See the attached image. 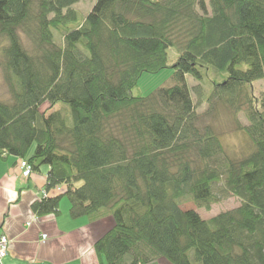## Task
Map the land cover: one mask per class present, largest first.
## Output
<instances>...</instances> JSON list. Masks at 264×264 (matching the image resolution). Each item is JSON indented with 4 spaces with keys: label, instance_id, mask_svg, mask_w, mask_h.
<instances>
[{
    "label": "trees",
    "instance_id": "trees-1",
    "mask_svg": "<svg viewBox=\"0 0 264 264\" xmlns=\"http://www.w3.org/2000/svg\"><path fill=\"white\" fill-rule=\"evenodd\" d=\"M76 1L0 0V159L48 167L32 211L66 197L72 219L109 214L105 264H264V0H95L84 17ZM165 67L177 83L135 92ZM219 105L243 112L249 150L230 155L201 121ZM222 192L240 204L181 207Z\"/></svg>",
    "mask_w": 264,
    "mask_h": 264
},
{
    "label": "crops",
    "instance_id": "crops-1",
    "mask_svg": "<svg viewBox=\"0 0 264 264\" xmlns=\"http://www.w3.org/2000/svg\"><path fill=\"white\" fill-rule=\"evenodd\" d=\"M19 160L13 155L0 159V236L8 240L0 264H105L93 245L113 218L107 214L101 221L86 215L72 219L69 204L59 206L60 214H36L31 203L40 198L48 167L40 166L24 178ZM58 193V188H52L47 195ZM150 264L168 262L162 258Z\"/></svg>",
    "mask_w": 264,
    "mask_h": 264
},
{
    "label": "rangeland",
    "instance_id": "rangeland-1",
    "mask_svg": "<svg viewBox=\"0 0 264 264\" xmlns=\"http://www.w3.org/2000/svg\"><path fill=\"white\" fill-rule=\"evenodd\" d=\"M95 0H77L73 5L77 9L78 15L84 17L87 11L91 9L92 4ZM174 48L168 50L169 55V64H171L175 55ZM178 82L177 76L174 74V70L171 67H165L157 72L149 73L143 72L138 81L137 86L134 88L135 92L140 94H147L155 89L158 86L164 85H173ZM185 82L189 86L190 90L191 85H195L197 81L191 75H185ZM252 89L255 94H261L264 91V77L259 80L252 82ZM193 98H196L192 95ZM10 98L8 93L7 85L4 83L3 75L0 72V100H7ZM220 106V105H219ZM199 111L203 112L205 110V104L198 106ZM201 121L211 122L213 127L216 128L217 132L220 134L223 145L226 148L227 152L231 155H239L242 151H247L251 148L249 138L245 135L242 129H239L238 125L246 124V119L243 116V112L240 111L237 115H233L231 110L219 107L218 114L214 118L208 116H203ZM218 187L220 184L217 185ZM69 204V200L66 197H63L60 202V207L63 205ZM240 204V201L233 195H225L223 192L219 193V200L215 203H212L210 209H205L203 206L198 207L192 202H184L181 207L183 209H195L201 216L205 218L213 217L219 211L225 209H232ZM109 215V214H108ZM107 213L97 217L99 221L102 219L106 220Z\"/></svg>",
    "mask_w": 264,
    "mask_h": 264
},
{
    "label": "built area",
    "instance_id": "built-area-1",
    "mask_svg": "<svg viewBox=\"0 0 264 264\" xmlns=\"http://www.w3.org/2000/svg\"><path fill=\"white\" fill-rule=\"evenodd\" d=\"M19 167L21 168V175L24 178H28L33 171V168H31V164L28 163L26 159L19 160ZM45 195H46V190L42 189L40 193V197L45 196ZM45 237H46V234H43L42 238H45ZM7 241L8 240H7L6 235L0 236V258L4 257L7 252V248H8Z\"/></svg>",
    "mask_w": 264,
    "mask_h": 264
}]
</instances>
